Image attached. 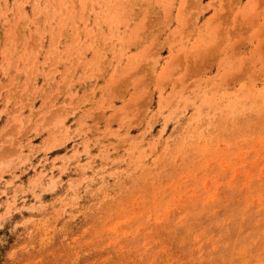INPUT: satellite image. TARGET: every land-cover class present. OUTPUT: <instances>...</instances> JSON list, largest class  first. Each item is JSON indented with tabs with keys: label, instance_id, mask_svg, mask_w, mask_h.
Segmentation results:
<instances>
[{
	"label": "rangeland",
	"instance_id": "374dc122",
	"mask_svg": "<svg viewBox=\"0 0 264 264\" xmlns=\"http://www.w3.org/2000/svg\"><path fill=\"white\" fill-rule=\"evenodd\" d=\"M0 264H264V0H0Z\"/></svg>",
	"mask_w": 264,
	"mask_h": 264
}]
</instances>
